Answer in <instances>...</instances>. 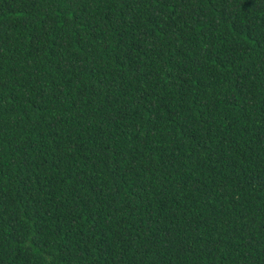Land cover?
<instances>
[{"label": "trees", "instance_id": "1", "mask_svg": "<svg viewBox=\"0 0 264 264\" xmlns=\"http://www.w3.org/2000/svg\"><path fill=\"white\" fill-rule=\"evenodd\" d=\"M0 264H264V0H0Z\"/></svg>", "mask_w": 264, "mask_h": 264}]
</instances>
